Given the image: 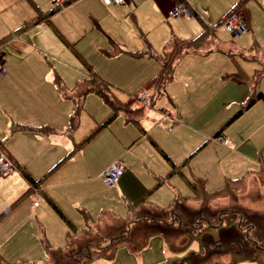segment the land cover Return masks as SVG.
<instances>
[{
  "label": "crops",
  "instance_id": "1",
  "mask_svg": "<svg viewBox=\"0 0 264 264\" xmlns=\"http://www.w3.org/2000/svg\"><path fill=\"white\" fill-rule=\"evenodd\" d=\"M49 1L0 0V55L5 70L0 75V153L12 163L10 175L0 178V214L5 211L0 217V258L4 263L41 262L45 257L41 239L53 247L66 245L69 228L60 214L79 230L97 221L102 213H94L89 197L73 185L93 178L89 177L91 171L100 176L115 159L121 161L123 171L116 183L107 186L127 205L121 218L140 199L147 205L168 208L174 196L183 195L168 182L178 174L185 182L186 178L202 179L211 192L229 179H235V184L264 172V100L256 99L226 123L255 91L264 95V30H259L264 25V0H125L111 5L100 0H70L56 9ZM178 1L188 6L190 16L169 15ZM238 2L247 33L239 42L220 38L218 30L229 33L222 22ZM40 14L48 16L29 23ZM204 24L211 30L215 48L206 53L189 51L174 61L171 77L156 94L160 97L158 109L148 106L134 115L143 130L126 121L121 111L116 116L123 117L122 126L110 124L116 116L106 125L98 123L95 129L108 127L97 157L91 138L83 139L87 130L83 133L80 123L85 117L96 124L111 109L96 94L109 113L97 117V111L88 109L79 116V109L66 94L75 85H67L65 73H60L62 79L57 75V64L73 65L80 59L113 91L114 86L102 80L83 57L87 50L84 39L90 30L100 35V41L110 43L114 56L157 58L153 77L160 70L164 44L171 37L194 38ZM58 80L66 93L58 89ZM148 88L153 93L157 90L156 86ZM147 113L155 114L157 122L149 121ZM239 119L244 128L235 133L233 125ZM219 128L221 133L213 136ZM187 163L191 177L184 174ZM31 178L37 181L34 188ZM152 180L155 185L166 183L171 192L151 200ZM40 196L44 204L39 202ZM17 198L21 201L14 203ZM158 236L150 237L146 246ZM159 239L167 254L164 239ZM149 250L127 248L128 252L119 254L127 259L123 262L115 261L116 254L85 264H160L164 257Z\"/></svg>",
  "mask_w": 264,
  "mask_h": 264
},
{
  "label": "trees",
  "instance_id": "2",
  "mask_svg": "<svg viewBox=\"0 0 264 264\" xmlns=\"http://www.w3.org/2000/svg\"><path fill=\"white\" fill-rule=\"evenodd\" d=\"M240 3L234 5L227 14L233 11L241 12ZM50 13L52 10L48 14ZM47 16L40 14L29 23L35 24ZM210 31L204 24L198 36L190 39L171 37L164 44L160 70L147 81L145 86L157 87L156 92L150 94L152 100L171 77L175 60L189 51L206 53L215 48ZM139 53L136 52L137 55ZM84 66L88 76L78 81L70 94L65 92L59 80L56 81L58 89L71 96L76 110L82 107L84 95L87 92H94L111 109L110 115L99 123V126L109 123L121 111L125 114L126 121L134 123L138 129L143 130L134 116L140 113L141 109L139 110L138 107L133 110L130 107L133 98L125 102L118 100L111 88L99 80L88 65L84 64ZM256 99L264 100V95L260 91H255L226 123L240 115ZM220 133L219 128L213 132V136ZM164 156L166 157L165 154ZM261 175H264V172L259 171V176ZM234 181L236 180L229 179L221 188L210 192L205 189L202 179L187 180L191 195L174 196L172 204L166 209L150 204L148 206L145 199H140L128 207V215L124 220L112 216L115 221L107 224L109 226L102 230L92 229L91 225L79 230L60 214L69 228L66 245L53 247L41 239L45 253L44 260L41 262L20 261L15 264H85L96 258L110 259L118 247L124 246L132 251H139L146 246L149 238L155 235L164 239L170 255V259L167 258L160 264H236L243 260L264 264V210L247 207L238 201L218 202ZM29 183L34 188L37 181L31 178ZM4 212L0 214V217ZM181 235L186 237V241L178 243L177 239ZM194 240L198 243V249L181 255V252ZM0 264L6 263L0 258Z\"/></svg>",
  "mask_w": 264,
  "mask_h": 264
},
{
  "label": "rangeland",
  "instance_id": "3",
  "mask_svg": "<svg viewBox=\"0 0 264 264\" xmlns=\"http://www.w3.org/2000/svg\"><path fill=\"white\" fill-rule=\"evenodd\" d=\"M50 6H52L51 1H49ZM89 25V24H88ZM131 30H136L132 29ZM169 29V28H168ZM259 30H264V25L261 24ZM247 33V32H246ZM244 33V34H246ZM137 34V33H136ZM242 34L239 37L231 36L230 33H227L224 30H218V36L223 39H229L230 41H235L239 42L240 37L244 36ZM264 38V35H263ZM101 37L96 33L94 30H90V35L84 39L85 47H87V50L83 52V57L85 58V62L90 64L92 69L98 74V76L102 79L105 80L106 82H109L113 87V93L116 96V98L120 101H127L129 98L131 99V103L136 104L134 101V97H136L137 94L140 93V91H143L145 89H148L152 94L153 90H150L152 88L145 87L147 85L148 79L151 77V75L157 71L158 69V61L157 58H150V59H140V58H133L126 56L127 54L120 55V56H114L112 53V47L110 46L109 42H104L100 41ZM81 45V44H80ZM79 45V46H80ZM248 47V46H246ZM156 52V51H155ZM252 52V51H250ZM158 51L156 52V56L158 55ZM163 55V54H162ZM162 58V56H161ZM160 58V62H161ZM79 62H76V64L73 65H59L57 64V75L62 79L61 74L65 73L64 78L66 79L67 85H71L72 87L76 84L75 82L80 81V78L82 79L83 76L88 75V72L85 70L84 63L78 60ZM82 74V75H80ZM82 76V77H81ZM99 97L92 93L88 92L84 95L83 100H82V108L79 109V116L80 112L82 113L83 110H95L97 111V117H100L101 113H104L105 111L106 114L109 113V110L105 109V105L103 106L102 101H99ZM99 102V103H97ZM101 102V103H100ZM160 102V97L155 95L153 97V100L151 102V105L149 106L152 109L157 110ZM130 106L134 108L133 105ZM164 107H166V104H162ZM137 106L136 108H138ZM149 107H139L140 112H143L144 109L147 110ZM103 108V112L101 111ZM134 110V109H133ZM133 113V111H132ZM147 117L149 121L151 120H156L158 117L156 115H149L147 113ZM105 119L104 117L99 118V120H96V124L93 123L92 119L89 118H83L82 122L80 123L78 121L76 128L78 127L79 123L82 126V131L85 133L84 130H87V132L82 136L83 139L87 140L88 138L93 141V147L92 151L95 152V154H98L97 157H99L98 151H101L102 145L104 142V137H105V132H106V127L102 128H96L97 124L102 122ZM124 119L121 115H117L116 119H114L110 124H119L122 126L124 124ZM79 125V126H80ZM126 126H132V129L135 130V126L131 123H127ZM244 128V122L242 119H239L237 123L233 125V130L235 133H239L243 130ZM162 131H166L165 127H162ZM109 132V131H108ZM79 134V133H78ZM88 139V140H89ZM145 146V145H143ZM146 148V147H143ZM155 161H159L161 165L164 166V163L156 156ZM187 165L185 166V175L186 177H191V173L187 171ZM158 166V165H156ZM11 171H9L6 175H0V178H4L8 175H10ZM177 175V174H175ZM89 177L91 178L89 181H79L76 182L73 187L76 188L80 194L84 195L85 197H89L88 202L91 203L90 206L94 209V213H97V211H100L99 213H102V217L98 219L97 221L93 222L91 224L92 229H99L102 230V228L109 226L107 224H112L115 219L112 218V216H117L116 218L124 220V217L127 213V205L124 202V200L121 197H118L113 191L110 190V186H107L103 180H102V174L100 176H95V172L91 171L89 172ZM186 178L183 179L179 174L177 176H174L173 178L168 179V182L170 184H173L175 187L179 189V193L183 195H189L190 194V188L188 187ZM156 181L152 180L151 182V188L154 187L150 194V199L153 200V198H163L165 193H170V187L164 183V182H159L158 185H155ZM39 202L44 204V199L40 196ZM24 200V199H23ZM22 200V201H23ZM21 201V198L18 199V202ZM232 201H238L239 203L250 207L254 209H259V210H264V175L261 176H253L249 178L248 181H238L237 183L229 186L228 191H225L222 196L218 199L219 203L222 202H232ZM16 203V202H14ZM47 203V202H46ZM48 204V203H47ZM169 204V202H168ZM167 204V205H168ZM48 206H50L48 204ZM51 208V206H50ZM52 209V208H51ZM105 213V214H104ZM109 213L112 216H106ZM57 215V214H56ZM59 218V216L57 215ZM60 219V218H59ZM158 238H154L150 240V243L141 250L144 252V250H149L148 252H154V254H157V256L164 257L162 262L166 261L167 258L170 257L168 251L167 254L164 253L163 250H161V242ZM186 237L180 236L179 239H177V242H185ZM121 248L119 251V254L122 252H128L127 248L125 247H118L114 255H116L115 261L117 262H123L124 260H127L123 256L118 254V250ZM198 249V243L196 240L191 241L187 248L181 252V255H184L187 253V251L190 250H197ZM139 250L138 252H140ZM145 254V253H144ZM143 256V254H142ZM170 259V258H169ZM236 264H257L254 261H248V260H243L239 261Z\"/></svg>",
  "mask_w": 264,
  "mask_h": 264
},
{
  "label": "built area",
  "instance_id": "4",
  "mask_svg": "<svg viewBox=\"0 0 264 264\" xmlns=\"http://www.w3.org/2000/svg\"><path fill=\"white\" fill-rule=\"evenodd\" d=\"M53 7L60 8L62 7L68 0H50ZM105 5L111 4H120L125 0H100ZM169 15L171 17H177L180 15L190 16L191 12L188 6L181 1L176 2L172 8L169 10ZM222 25L225 30L231 33L235 37H239L242 34L247 32V26L244 20V17L240 11L230 12L223 19ZM5 73L3 67L2 57L0 55V75ZM134 101L139 107H147L151 105L152 97L150 93L145 89L140 91L139 94L134 97ZM171 117L174 114L168 113ZM223 144H227V140H221ZM12 168L11 161L2 153H0V175H6ZM123 171V165L119 159H115L112 161L102 172V180L106 185H113L119 179L121 173ZM37 196V193L34 192ZM37 202L35 201L34 204Z\"/></svg>",
  "mask_w": 264,
  "mask_h": 264
}]
</instances>
